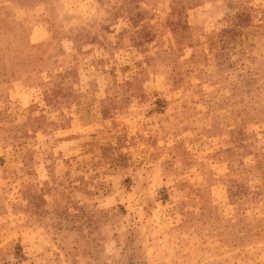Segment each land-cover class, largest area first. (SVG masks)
Segmentation results:
<instances>
[{"label":"rangeland","instance_id":"374dc122","mask_svg":"<svg viewBox=\"0 0 264 264\" xmlns=\"http://www.w3.org/2000/svg\"><path fill=\"white\" fill-rule=\"evenodd\" d=\"M0 264H264V0H0Z\"/></svg>","mask_w":264,"mask_h":264}]
</instances>
